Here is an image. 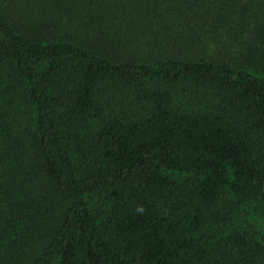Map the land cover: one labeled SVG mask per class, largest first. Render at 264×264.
Here are the masks:
<instances>
[{
    "label": "trees",
    "instance_id": "obj_1",
    "mask_svg": "<svg viewBox=\"0 0 264 264\" xmlns=\"http://www.w3.org/2000/svg\"><path fill=\"white\" fill-rule=\"evenodd\" d=\"M0 264H264V0H0Z\"/></svg>",
    "mask_w": 264,
    "mask_h": 264
}]
</instances>
